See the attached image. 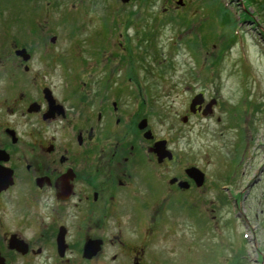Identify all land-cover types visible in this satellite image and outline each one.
I'll return each instance as SVG.
<instances>
[{"label":"flooded vegetation","instance_id":"obj_1","mask_svg":"<svg viewBox=\"0 0 264 264\" xmlns=\"http://www.w3.org/2000/svg\"><path fill=\"white\" fill-rule=\"evenodd\" d=\"M19 20L0 16V264H185L151 245L206 187L178 131L156 136L143 92L94 55L57 87L54 37ZM201 95L188 112L211 118Z\"/></svg>","mask_w":264,"mask_h":264},{"label":"rangeland","instance_id":"obj_2","mask_svg":"<svg viewBox=\"0 0 264 264\" xmlns=\"http://www.w3.org/2000/svg\"><path fill=\"white\" fill-rule=\"evenodd\" d=\"M0 3L3 20L54 37L57 87L81 80L94 55L143 92L156 136L178 131L175 147L206 187L196 212L166 223L167 249L154 233L153 251L264 264V0H22L14 15ZM198 93L217 100L213 117L188 112Z\"/></svg>","mask_w":264,"mask_h":264},{"label":"water","instance_id":"obj_3","mask_svg":"<svg viewBox=\"0 0 264 264\" xmlns=\"http://www.w3.org/2000/svg\"><path fill=\"white\" fill-rule=\"evenodd\" d=\"M122 3H127L129 0H120ZM179 4V3H178ZM54 41V39H52V42ZM202 103V95H197L191 102H190V105H189V111L191 113H193V109L198 106L199 104ZM214 104V101H212L211 103L208 104V109H211L212 105ZM194 172L197 173V176L199 177V182H202V179H203V174L198 172L196 169H193ZM192 171V172H193ZM194 176V175H193ZM196 177V176H194ZM197 178V177H196Z\"/></svg>","mask_w":264,"mask_h":264}]
</instances>
